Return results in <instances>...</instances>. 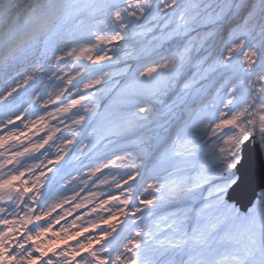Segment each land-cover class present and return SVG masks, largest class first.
I'll return each mask as SVG.
<instances>
[{"label": "snow or ice", "instance_id": "obj_1", "mask_svg": "<svg viewBox=\"0 0 264 264\" xmlns=\"http://www.w3.org/2000/svg\"><path fill=\"white\" fill-rule=\"evenodd\" d=\"M0 70L15 73L0 88V264H264V185L243 209L229 198L253 152L264 165V0H0ZM114 75L121 110L98 130L102 93L86 90ZM118 144L135 150L63 174L70 152ZM92 177L106 197L79 196Z\"/></svg>", "mask_w": 264, "mask_h": 264}, {"label": "bare ground", "instance_id": "obj_2", "mask_svg": "<svg viewBox=\"0 0 264 264\" xmlns=\"http://www.w3.org/2000/svg\"><path fill=\"white\" fill-rule=\"evenodd\" d=\"M41 56H42V53L39 52V51H37L35 53L33 59H30L29 64L33 63L35 60L40 59ZM45 66H47V65H45ZM189 66L191 67L192 66V63ZM25 67H28V65H25ZM122 67H124V61H123V59H122V61H121L120 64L113 65L112 67L106 68L105 70L106 71H109V72H113V73H118ZM29 70H31V69L29 68ZM72 71L73 70H72L71 67H65V68H63V72L64 73H71ZM193 73H194V70L193 69H190L189 71H187L186 76L184 77V79H187V78L191 77L193 75ZM49 75H51V73H49ZM61 75H63V73H61ZM6 78L7 77H4L3 80L0 82V88H3L5 86L4 85V81H5ZM121 78H122V76H120V75H114L112 77V81L115 82L116 80H120ZM77 79H79V77ZM44 81H45V84L46 83H49V81L47 80V77L44 78ZM55 83L58 84V85H60V87H64L65 86L64 84H61L60 81H55ZM45 84L36 83L33 86L32 89H29L28 90V95L25 96V99H28L31 96V93L35 89L43 88L45 86ZM102 89L103 88L100 85H97L95 89H90V90H86V91L89 92V93H94L97 90L102 91ZM58 90H59L58 88L57 89L49 88L48 89V95H54V91H58ZM73 95H76L75 94V90H73ZM72 98H73L72 96H68L67 94L64 97V99H67L69 102H70V100ZM76 98H79L78 95L76 96ZM44 99H48V96L47 95L44 96ZM113 99L117 100L118 98H115L114 97ZM98 101H99V109H98V111H101L103 109V107H102L103 101H100V100H98ZM57 103H59V102H57ZM85 103H87V102H85ZM54 107H55V105H50L49 108H48V111H52ZM39 114L40 115H44L45 114L44 113V110H40ZM4 115H5V113H2V116H4ZM69 115H71V114L69 113ZM59 120H63V117L61 116L58 119L51 120V121H49V124L50 125H57L58 122H59ZM68 124H70V121H64L63 124H60L59 125L61 127V131L65 135H70V133H68L65 130V125H68ZM42 135H44V132H41V133L36 134V135H33L32 138H33V140H38L39 137L42 136ZM57 135H60V133H57ZM77 139L80 140V137H77ZM50 143H52V142H50ZM56 143L58 144L59 141H57ZM45 147L47 148L48 146L46 145ZM73 148L75 149V146H73ZM41 151H44V150L41 149ZM51 151H52V153H55L56 149L53 148ZM95 153H96V151L94 153L90 154V155H80L78 152H70V155H74V160L73 161H70L69 156H65V161H67V163H65L64 161H61V163L64 164L63 174L64 175H68L70 173L71 175L68 176L69 179H71V176L85 177L86 176V173L88 171V167L87 166L88 165L95 166V163H96V160H94V158L96 156ZM36 155H39V153H37ZM49 158H53L54 159V156H50ZM41 159H44V158L41 157ZM100 160H102V159H100ZM45 163H46V160H45ZM48 167H51V165H48ZM118 171H123V169H118L116 166H113V172L111 174H115ZM111 174L109 172V169H104L101 176H104V175H110L111 176ZM93 180H96V177H92V179L89 180V182H88L89 184H88L87 188L84 189V191H79V188H77V191H79V196L80 197L86 196L89 189H91L92 191H96V192H99V191L103 190L104 193H105V197L107 196V194H108L107 186L106 185H99V181L98 180H96V184L93 185V183H92ZM75 183L76 184H79V179ZM112 191L113 192H116L118 194V191L114 187H113ZM69 195H71V193H69ZM73 203H75V202H73ZM68 207H70V205H67L66 204L65 205V208H68ZM89 207H91V205H89ZM59 211H60V209H57V212H59ZM85 211H86V209L76 210L75 212H73V214L71 216L66 217V220L70 222L72 219L75 218V216L82 215ZM55 215H56V213H53V216H55ZM120 218H123V217H119L118 219H120ZM63 223H64V221H61V224H63ZM103 226L104 225H101V227H103ZM59 227H60V225H56L54 227L53 231H57L59 229ZM97 231H98V229H97ZM86 234H88V233H86ZM48 236H49L50 239H54V237H52V233H49ZM67 243L68 244H73L74 241L69 240V241H67ZM63 246H64V242H61L60 245H57L56 246V250L58 251L59 248L60 247H63Z\"/></svg>", "mask_w": 264, "mask_h": 264}, {"label": "rangeland", "instance_id": "obj_3", "mask_svg": "<svg viewBox=\"0 0 264 264\" xmlns=\"http://www.w3.org/2000/svg\"><path fill=\"white\" fill-rule=\"evenodd\" d=\"M153 34H148L147 36H137V37H133L132 39H130L127 42L126 46H130L133 50L139 52L141 49L143 48H151L153 45H150L149 41H151V37ZM170 45L165 44L164 48L165 50L169 47ZM198 59V57L196 55L193 56L192 59V66L188 67L187 71H189L190 69L194 70L193 75L196 73L197 69L195 67L196 64V60ZM141 62H144V60H141ZM129 63H135L134 61H129ZM192 75V76H193ZM115 82H120L121 84H123L124 82V78L122 77L120 80H116ZM110 83L106 86L107 91H105L104 89H102L101 91V95H99L97 97L98 100L103 101V109L101 111H99L100 115L99 117L96 118L95 123L93 124V127L99 129H102L104 127H106L108 125V123L111 121L112 117L114 116V114L118 113L121 109H120V102L122 97L120 96V92L119 89L116 87V83ZM176 93L170 91L168 93L167 96H165L164 102L165 104L171 103L172 100L174 99ZM118 98L117 100L113 99V98ZM81 139V137H80ZM75 146V144L73 145ZM72 146V148H73ZM76 147V146H75ZM99 149L96 151L95 153V158L94 160L98 161L100 159H107V158H111L113 153H119V154H123L125 151H133L135 150L132 146L128 145V144H118V145H112V146H108V147H104V146H99ZM71 159L70 161L74 160V155H71ZM152 174H156L155 172ZM123 219V218H120Z\"/></svg>", "mask_w": 264, "mask_h": 264}, {"label": "water", "instance_id": "obj_4", "mask_svg": "<svg viewBox=\"0 0 264 264\" xmlns=\"http://www.w3.org/2000/svg\"><path fill=\"white\" fill-rule=\"evenodd\" d=\"M262 165L261 157L253 152L252 159L245 165L240 174V182L229 194L231 200L236 201L242 209L248 200L255 195L256 190L264 185V176H261Z\"/></svg>", "mask_w": 264, "mask_h": 264}, {"label": "trees", "instance_id": "obj_5", "mask_svg": "<svg viewBox=\"0 0 264 264\" xmlns=\"http://www.w3.org/2000/svg\"><path fill=\"white\" fill-rule=\"evenodd\" d=\"M173 92V91H172Z\"/></svg>", "mask_w": 264, "mask_h": 264}]
</instances>
